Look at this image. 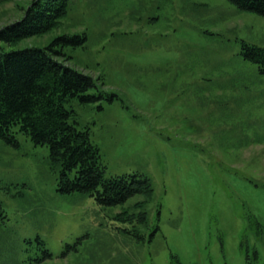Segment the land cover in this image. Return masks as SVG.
<instances>
[{"label":"rangeland","instance_id":"1","mask_svg":"<svg viewBox=\"0 0 264 264\" xmlns=\"http://www.w3.org/2000/svg\"><path fill=\"white\" fill-rule=\"evenodd\" d=\"M31 1L0 2V29ZM73 35L85 42L62 61L102 98L66 107L107 179L153 191L117 206L62 194L47 146L0 139V264H264V73L245 56L264 50V16L228 0H70L53 30L6 47Z\"/></svg>","mask_w":264,"mask_h":264},{"label":"trees","instance_id":"2","mask_svg":"<svg viewBox=\"0 0 264 264\" xmlns=\"http://www.w3.org/2000/svg\"><path fill=\"white\" fill-rule=\"evenodd\" d=\"M10 1L14 0H0ZM228 1L240 10L264 16V0ZM69 3L33 0L22 20L0 29V139L18 146V134H23L35 145L47 146L59 170L60 193L89 194L101 205L117 206L153 190L150 181L137 174L107 179L101 151L93 144L89 129L80 128L75 111L66 107L71 99L91 103L102 98L88 94L95 87L92 77L62 61L66 58L62 46L82 45L85 36H61L44 48L6 47L53 30L66 16ZM247 50L245 56L260 64L264 73V50ZM137 215L144 224L146 213L142 210Z\"/></svg>","mask_w":264,"mask_h":264}]
</instances>
